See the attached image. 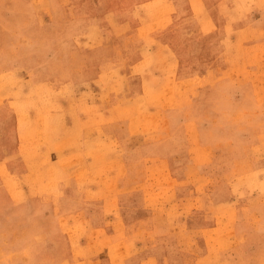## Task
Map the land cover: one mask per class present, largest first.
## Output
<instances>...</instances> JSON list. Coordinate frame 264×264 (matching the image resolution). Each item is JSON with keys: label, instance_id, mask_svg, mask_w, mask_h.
Here are the masks:
<instances>
[{"label": "rangeland", "instance_id": "374dc122", "mask_svg": "<svg viewBox=\"0 0 264 264\" xmlns=\"http://www.w3.org/2000/svg\"><path fill=\"white\" fill-rule=\"evenodd\" d=\"M0 264H264V0H0Z\"/></svg>", "mask_w": 264, "mask_h": 264}, {"label": "bare ground", "instance_id": "6f19581e", "mask_svg": "<svg viewBox=\"0 0 264 264\" xmlns=\"http://www.w3.org/2000/svg\"><path fill=\"white\" fill-rule=\"evenodd\" d=\"M22 104V103H21ZM20 107V106H19ZM17 117V116H16ZM24 119V118H23Z\"/></svg>", "mask_w": 264, "mask_h": 264}]
</instances>
